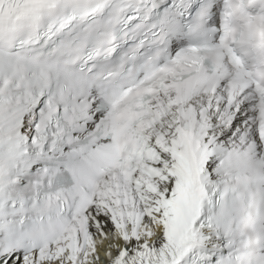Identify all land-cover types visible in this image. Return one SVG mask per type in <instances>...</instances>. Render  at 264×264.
<instances>
[{
	"label": "snow or ice",
	"instance_id": "obj_1",
	"mask_svg": "<svg viewBox=\"0 0 264 264\" xmlns=\"http://www.w3.org/2000/svg\"><path fill=\"white\" fill-rule=\"evenodd\" d=\"M0 264H264V0H0Z\"/></svg>",
	"mask_w": 264,
	"mask_h": 264
}]
</instances>
